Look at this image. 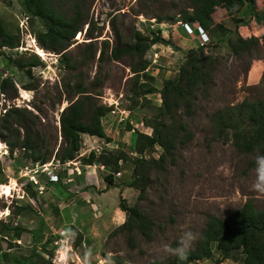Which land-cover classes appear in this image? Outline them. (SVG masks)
<instances>
[{"label":"rangeland","instance_id":"obj_1","mask_svg":"<svg viewBox=\"0 0 264 264\" xmlns=\"http://www.w3.org/2000/svg\"><path fill=\"white\" fill-rule=\"evenodd\" d=\"M77 3L82 14L79 31L62 48L51 51L43 43L45 21L32 16L21 0H0V25L6 36L15 40L13 48H8L1 46L0 38V84L7 79L0 94V124L4 115L17 110L18 117L10 122L19 139L24 137L26 125L32 140L42 142L37 147L43 157L34 159L36 151L19 147L11 151L8 144L17 133L3 130L0 264L26 258L30 264H116L115 260L121 264H167L174 256L165 246L175 247L185 231H192L196 235L193 250L208 217L225 218L245 203L264 211V195L251 188L259 150L241 151L235 132L219 129L213 120L217 112L244 101L264 105V0L244 4L235 17L242 21L238 26L229 18L231 30L214 27L210 31V45L198 58L205 64L212 62L205 68L210 75L191 101V114L178 109L177 122L162 115L160 94L139 93L142 87L159 90L167 78L174 79L188 65L190 51L199 48L190 38L192 43L181 53L172 56L165 49L168 54L163 55L166 46L160 37L161 30L184 23L194 3L48 0V10L71 23ZM219 7L212 18L218 15ZM239 27L240 33L235 30ZM155 30L164 45L152 46ZM238 37L248 40L247 47ZM116 46L128 47L129 52L113 60L110 53ZM233 46H238V51ZM39 48L47 55H37ZM101 52L104 56L100 60ZM81 95H90L93 104L106 108L100 118L104 137L80 134L74 158L63 163L60 157L69 145L62 140L58 119ZM122 111L127 121L119 123ZM179 121L185 123L190 139L177 146L174 164L148 172L138 198L139 190L128 187L138 155L137 134L151 137L160 122L172 128ZM161 151L154 145L145 150L144 158L158 162ZM90 152L94 156L88 162ZM113 156H123L124 160L107 171L100 169L103 160ZM111 171L118 173L107 184L104 177ZM6 185L13 186L11 196L2 194ZM120 205L136 207L152 221L150 238L136 229L120 228L126 220ZM210 248L208 259L189 264H244L240 250L224 258L214 244Z\"/></svg>","mask_w":264,"mask_h":264},{"label":"trees","instance_id":"obj_2","mask_svg":"<svg viewBox=\"0 0 264 264\" xmlns=\"http://www.w3.org/2000/svg\"><path fill=\"white\" fill-rule=\"evenodd\" d=\"M194 3L192 14L185 17L184 22H197L210 35L214 27L221 30L224 27L213 26L211 14L216 7H223L227 15L234 19L237 26L242 21L236 15L243 8L244 4H255V0H190ZM24 6L34 17L45 21L47 30L43 34V43L47 45L46 49L56 51L62 48L80 29L77 25L82 20L81 8L76 5V13L71 23H67L56 17L48 10V0H21ZM213 26V27H212ZM211 36V35H210ZM156 35L152 38V45L159 41ZM1 46L13 48L15 40L6 36L3 27L0 25ZM240 43L247 47L248 40L238 37ZM241 44H239L240 46ZM234 51H238V46H233ZM246 49V48H244ZM63 50V49H62ZM204 48L191 50V58L188 65L182 67L174 79H167L162 87L156 90L153 87L141 88L140 96L158 93L161 96L162 115L168 116L174 122L175 113L178 109H183L186 115L191 114V101L198 97L197 91L201 86H205L207 77L210 73L205 71L207 66L212 65L211 61L205 64L199 60V53H203ZM129 52L128 47L119 48L116 46L111 50L110 57L118 60L122 54ZM62 53L61 56H64ZM104 53L99 54V59H103ZM16 67H22L17 65ZM210 71V70H209ZM138 72V71H135ZM6 80L0 84V94L5 89ZM78 93H84L79 92ZM93 98L90 95H81L74 103L63 109L60 115L59 123L62 140L68 143V150L63 151L60 161H69L74 158L79 148V136L88 135L91 137L103 138L104 132L100 123V118L106 114V108L92 103ZM17 110H12L4 115L0 124V137L4 138L3 130L17 133L16 139L12 144H8L12 151L16 147L28 150L31 153H38L37 147L40 142L32 140L29 135V128L24 125V137L20 140L18 132L13 128L10 122L11 118L18 117ZM214 121L217 122L219 129H229L236 134V145L243 152H253L259 150L260 155L264 153V105L261 102L241 104L229 107L226 110L219 111L214 115ZM247 121L248 124L242 123ZM191 137V133L186 130L184 122L179 121L177 126L169 127L166 124L159 123L154 129V135L149 137L144 134H137L135 150L141 157L133 160V182L128 187L139 190V196L143 193V187L148 179V172L154 168H163L166 163L172 165L175 163V151L178 145L182 146ZM42 144V142L40 143ZM158 145L161 153L158 162L155 160H145V150ZM59 153L56 152L55 157ZM94 153H90L86 158L88 162L93 160ZM104 156V155H100ZM43 158L38 155L34 159ZM123 156H113L110 159H104L101 165L105 167H117L118 161H123ZM64 161V162H65ZM63 162V163H64ZM90 165V163H89ZM114 173L109 172L104 177L107 184L112 182ZM120 209L125 213L126 220L120 228L127 230L136 229L139 234L146 238L151 237L152 221L144 216L136 207L120 205ZM214 244L215 250L224 258L233 250H240L244 255V264H264V211L257 210L252 204L245 203L240 209L233 211L225 218L208 217L205 228L193 250H189L187 259L178 260L175 256L167 264H189L192 261L208 259L211 256L210 245ZM5 256V255H4ZM3 256V257H4ZM116 264H121L115 260ZM11 264H30V258L20 260ZM155 264V263H154Z\"/></svg>","mask_w":264,"mask_h":264},{"label":"clouds","instance_id":"obj_3","mask_svg":"<svg viewBox=\"0 0 264 264\" xmlns=\"http://www.w3.org/2000/svg\"><path fill=\"white\" fill-rule=\"evenodd\" d=\"M256 5V3H255ZM182 24H188L192 29L194 28L192 25H198L200 26L199 23L197 22H184V23H181L180 22V26L183 28ZM201 29H203L201 26H200ZM184 30V28H183ZM204 30V29H203ZM158 30H155L154 33H155V36L158 35ZM185 31V30H184ZM186 32V31H185ZM194 32L197 34V31L196 29H194ZM187 34V33H186ZM208 34V32H207ZM188 35V34H187ZM189 36V35H188ZM209 38H210V35L208 34ZM189 38H192L191 36H189ZM209 46V45H208ZM204 48V47H202ZM206 48V47H205ZM154 55H157V54H154ZM156 59L157 57L154 59V64H156ZM120 111V110H119ZM127 120H125L124 122H126ZM58 122H59V119H58ZM60 124V123H59ZM90 153H94V152H90ZM89 153V154H90ZM88 154V156H89ZM137 155V154H135ZM86 156V158L88 157ZM137 157V156H136ZM67 162V161H65ZM64 162V163H65ZM254 162H255V168H254V173H255V176H254V179H253V182H252V185H251V188L254 192L260 194V195H264V155H257L255 158H254ZM60 163V162H59ZM61 164V163H60ZM101 165V164H100ZM90 166V165H88ZM44 166L42 165V167L40 168V171L41 169L43 168ZM106 171V170H105ZM44 172V171H43ZM108 175V174H107ZM196 240V235L192 232V231H185L179 238L177 244L175 247H172V246H165V251L168 252L169 254H171L172 256H175L178 260L180 261H184L187 259V256H188V252L192 246V244L195 242ZM109 264H111V262L109 261Z\"/></svg>","mask_w":264,"mask_h":264},{"label":"crops","instance_id":"obj_4","mask_svg":"<svg viewBox=\"0 0 264 264\" xmlns=\"http://www.w3.org/2000/svg\"><path fill=\"white\" fill-rule=\"evenodd\" d=\"M217 10H218V15L214 17L215 19L212 18V16H211L212 22L213 23L215 22V24L213 26L220 25L226 29L231 30L232 28H231L230 24H231L232 20H228V21L226 20V19L230 18L227 15L226 10L223 7H219V8H217ZM225 17H227V18H225ZM223 21H226V22L223 23ZM170 27L171 28L169 30H167L168 33L166 30H163V31L161 30V33H160L161 40L165 42V46H166V48H164V54L163 55L168 54V52H165V49H166V51H170V53H173L172 56H176L178 53H181L182 51H184V47L188 43H192V41L190 40V38L186 34V32L183 30V28L180 26V22H176V23L172 24ZM241 29L242 28H240V27L235 28V30L239 31V33H240V31H242ZM163 34L164 35L166 34V36H163ZM210 34H211V32H210ZM165 37H167V38H165ZM156 44L164 45L161 42H158V43L153 44L152 46H154ZM162 59H164V58H162Z\"/></svg>","mask_w":264,"mask_h":264},{"label":"built area","instance_id":"obj_5","mask_svg":"<svg viewBox=\"0 0 264 264\" xmlns=\"http://www.w3.org/2000/svg\"><path fill=\"white\" fill-rule=\"evenodd\" d=\"M182 26H183L184 30L186 31V33L189 36H191L192 39H194V40H196L198 42L199 47H207L208 45H210V38H209L207 32L204 31L203 29H201L200 26L192 25L194 27L193 29L188 24H182ZM194 29H196L197 34L194 32ZM156 57H157V55H156ZM122 112H123V114L120 113V117H119L120 122L119 123L124 122L125 121V117L127 119V116H123L125 111H122ZM136 156L137 157H141L139 155H136ZM101 167H102V169H104L106 171L108 169V167H105L103 165H100V169H101ZM116 173H118V172H116Z\"/></svg>","mask_w":264,"mask_h":264},{"label":"bare ground","instance_id":"obj_6","mask_svg":"<svg viewBox=\"0 0 264 264\" xmlns=\"http://www.w3.org/2000/svg\"><path fill=\"white\" fill-rule=\"evenodd\" d=\"M81 35H82V33H81ZM81 35H80V37H81ZM80 37H79V39H80ZM43 50H44V49H43ZM43 50H41V49L39 48V50H38L39 54H38V53H36V54L39 55L40 57H41V56H46L47 54H46ZM0 145H1V144H0ZM4 155H6V153H5ZM13 184H15V183H13ZM0 189H1V188H0ZM12 193H13V186H12V185H11V186L6 185V186L2 187V194H3V196H4V195L11 196ZM1 196H2V195L0 194V197H1Z\"/></svg>","mask_w":264,"mask_h":264},{"label":"water","instance_id":"obj_7","mask_svg":"<svg viewBox=\"0 0 264 264\" xmlns=\"http://www.w3.org/2000/svg\"><path fill=\"white\" fill-rule=\"evenodd\" d=\"M58 125H59V129H60V124H59V122H58Z\"/></svg>","mask_w":264,"mask_h":264}]
</instances>
